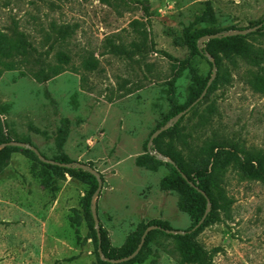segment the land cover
<instances>
[{"label": "rangeland", "instance_id": "rangeland-1", "mask_svg": "<svg viewBox=\"0 0 264 264\" xmlns=\"http://www.w3.org/2000/svg\"><path fill=\"white\" fill-rule=\"evenodd\" d=\"M251 28L246 57L224 41L205 56L193 44L199 33L221 39ZM10 37L24 48L9 50ZM57 50L66 70L47 80L26 73L55 64ZM208 60L217 65L205 95L166 131L163 121L210 79ZM263 88L264 0H0V139L43 157L20 150L0 159V264L105 261L89 198L99 235L117 253L136 247L113 263L194 264L202 251L209 264H264V181L242 153L227 156L264 153ZM208 141L224 147L215 170L202 151ZM55 157L96 171L98 195L89 179L51 166ZM174 161L213 195L217 218L144 243L148 225L185 231L199 220L184 184L164 186Z\"/></svg>", "mask_w": 264, "mask_h": 264}, {"label": "trees", "instance_id": "trees-1", "mask_svg": "<svg viewBox=\"0 0 264 264\" xmlns=\"http://www.w3.org/2000/svg\"><path fill=\"white\" fill-rule=\"evenodd\" d=\"M59 33L62 32V30L59 28ZM212 33V32H211ZM210 33V34H211ZM22 34V33H21ZM226 37L224 38H212L209 41L210 42H202V48L199 49V46L196 45V43H198V41L205 35V33H199L198 35L193 37V44L195 46V49L201 53L203 56L206 55L207 52L211 53V45H209V43H214V42H218V41H224L228 44H230L231 46H234L237 50V53L243 57H246V51H245V47L242 43V38L245 35H231L230 33H225ZM207 35V33H206ZM61 39V38H60ZM18 41L19 45H15V40L10 38H6V42L8 44V49L9 50H19V48H24V44H23V40L21 38L16 39V42ZM35 51H37L35 48L33 49ZM23 55H25V51H22ZM57 62L55 64H48L47 69H40L38 72H33L31 70H28L29 72L26 71L27 74H29L30 76H32L35 79H50L55 75H58L59 73L63 72L64 70H66V64L68 62V56L67 54H65L64 51L62 50H57L56 52V56H55ZM209 61V64L211 65V67L213 66V63L215 64V66L217 65V61L213 60ZM251 62V61H250ZM12 68V67H10ZM25 71H23L24 73ZM24 73V74H26ZM209 77L206 78L205 81L202 82L201 87L198 90L197 95L192 98L189 102V104H187V106L185 107H181V109L177 110V112H175L174 114H172L171 116L167 117L161 126H165L166 124L169 123L170 119L172 117H174L177 113L185 110L188 106H190L202 93L203 89L206 87L207 81H208ZM264 90V88L262 89ZM198 103V102H197ZM194 107V105L191 107V109ZM190 111V110H189ZM185 115V114H184ZM183 115V116H184ZM183 116H181L176 122H179ZM1 131V129H0ZM166 131H171V129L168 127ZM165 132V131H164ZM155 138L153 139V141L155 142ZM212 141H208L205 143V145L202 147V151L204 152V154H206L207 156H209V158L212 159L211 162V167L215 170V161L218 157V155L223 151L224 147L222 145H213ZM0 146H3L0 149V159L4 158V157H8L12 152H16V151H23L25 153L31 154V155H35L34 151L32 149H30L27 146H21L18 143H11L7 140L4 139H0ZM242 153L243 159H242V163L243 165L248 168H252V178L259 180V181H264V153H262L260 150H254L251 152H247L244 150H240L238 151V149L227 153V156L229 158V160L235 162L239 159L238 157V153ZM168 156V155H167ZM42 164H45L43 161H40ZM53 162L54 165L49 164H45V165H51L57 169H62L65 171H69L71 174L73 175H80L83 176L87 179H89L91 181V183L93 184V190H95L98 186V183L96 182V177L91 174L89 171L84 170L80 167L77 166H64V165H60L59 163H68L67 160H65L62 157H55L53 158ZM172 168H173V178L167 179L166 181H164V186H165V182L166 183H171V182H175L176 179H178L177 181L179 184H184L190 191H191V195H193V204L189 207V212L191 214H193L197 219H201L202 215L204 214V211L206 209L207 206V202L212 203L214 202L213 199V195L205 188V186L201 185L200 183H196V180L190 175V173L187 171V169L183 166V165H179L178 163H176V161H174L172 163ZM175 180V181H174ZM204 192V194L202 193ZM90 198L88 199L87 202V210H88V214L89 216H92L91 214V203H90ZM192 207H194V213H193V209H191ZM214 209L215 207L212 206L209 209V212L206 216V218L204 219V221L206 220H213L216 219L217 216L214 213ZM191 227L188 230L184 231L185 236L188 235H192L194 233H196L202 226V223L198 226L197 223ZM151 225H148L147 227L149 228ZM166 230H169L165 225L163 224H157L155 229H151L149 230L146 235L144 236V243L149 242L152 237L154 235H158V234H162L168 237H174V238H178L180 236V234H173L171 232H167ZM94 241H95V245H96V250L97 253L103 254L106 258L105 261H100V264H122L126 261H119L117 263H113L112 261H117V260H122L127 258L128 256L132 255L134 253V251L136 250V247L130 249L129 251H125V252H121V253H117L111 246L110 243L107 239V236L105 234V232H101L100 235L98 236L95 232V236H94ZM107 249L111 250V253L107 252ZM193 259H191V261L194 264H209L207 256L204 255V252L202 251H197L194 256L192 257ZM132 259H130L129 261H131ZM190 261V262H191ZM188 263V261H187Z\"/></svg>", "mask_w": 264, "mask_h": 264}, {"label": "water", "instance_id": "water-1", "mask_svg": "<svg viewBox=\"0 0 264 264\" xmlns=\"http://www.w3.org/2000/svg\"><path fill=\"white\" fill-rule=\"evenodd\" d=\"M255 28V27H254ZM254 28H251V29H241V30H236V31H232V32H230V34L231 35H245L246 33H248V32H250L251 30H254ZM219 36V34H208V35H204L201 39H200V42L202 43V42H204L205 40H208V39H212V38H216V37H218ZM212 62H214L213 60H211ZM215 74H216V67H215V64L213 63V66H212V73H211V77H210V79L208 80V82H207V84H206V87L203 89V91H202V93L200 94V96L190 105V106H188L185 110H183V111H181V112H179V113H177L173 118H171L170 119V121H169V123L168 124H166L165 126H164V128L165 127H168L169 126V124H171V123H175L181 116H183L185 113H187L190 109H191V107L193 106V105H195L204 95H205V93H206V91H207V88H208V86H209V84L211 83V81L213 80V78L215 77ZM162 130V128L161 129H158V130H156V131H154L152 134H151V136H150V138H149V141H148V143L149 144H151L152 142H153V139L158 135V133H160V131ZM19 144V143H18ZM19 145H21V146H27V147H29L30 149H32L33 151H35L37 154H38V157L39 158H41V159H43V157H42V155L38 152V150L36 149V147H34V146H32V145H24V144H19ZM49 162H51V163H55V162H53V161H49ZM60 165H64V166H67V167H69V166H73V165H71V164H69V163H59ZM77 167H80V168H82V169H84V170H87V171H89L91 174H93L95 177H96V179L98 180V186H97V189H96V191H95V193H94V196H97L98 195V192H99V190H100V186H101V181H100V178H99V176H98V173L96 172V171H94L93 169H91L90 167H88L87 165H84V164H81V163H78L77 165H76ZM203 194H204V192H202ZM209 205H210V203L209 202H207V206H206V209H205V211H204V214L202 215V217H201V219L198 221V223H197V225L196 226H198V225H200L203 221H204V219L206 218V216H207V214H208V212H209ZM91 214H92V217H93V219H94V224H95V228H96V231H97V235L99 236V232H98V225H99V222H98V219L96 218V213H95V209H94V207H93V205H91ZM152 227H149L148 229H146V231L144 232V234H143V239H144V236L146 235V233L151 229ZM167 232H171V233H173V234H180V233H183L184 231H182V230H166ZM142 239V240H143ZM137 251V250H136ZM135 251V252H136ZM135 252L132 254V255H130V256H128L127 258H130V257H132L134 254H135Z\"/></svg>", "mask_w": 264, "mask_h": 264}]
</instances>
